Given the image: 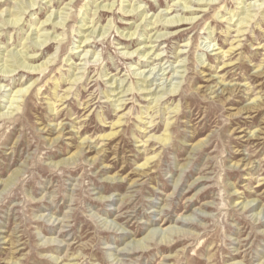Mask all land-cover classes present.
Returning a JSON list of instances; mask_svg holds the SVG:
<instances>
[{"label":"rangeland","instance_id":"1","mask_svg":"<svg viewBox=\"0 0 264 264\" xmlns=\"http://www.w3.org/2000/svg\"><path fill=\"white\" fill-rule=\"evenodd\" d=\"M25 1L0 0V67L18 50L49 63L0 71V264H264V0ZM173 15L194 19L139 57ZM94 24L111 28L80 45ZM43 30L58 37L35 46Z\"/></svg>","mask_w":264,"mask_h":264},{"label":"bare ground","instance_id":"2","mask_svg":"<svg viewBox=\"0 0 264 264\" xmlns=\"http://www.w3.org/2000/svg\"><path fill=\"white\" fill-rule=\"evenodd\" d=\"M25 1V0H24ZM194 2V3H196V5H198V6H203V5H207L208 6V4H210V2H212V1H214V0H184V2L183 3H188V2ZM35 1L34 0H28V1H25V2H21V4H22V6L21 7H24V8H30L33 4H35L34 3ZM209 2V3H208ZM250 4V3H249ZM19 6V5H18ZM30 6V7H29ZM248 6V5H247ZM250 6V5H249ZM255 6V4L253 3L252 4V7H254ZM259 6V5H258ZM20 7V6H19ZM98 8L97 9H102V10H100V11H114L115 9H116V7H117V5H115V3L114 2H112V3H104V4H102V5H98L97 6ZM129 9H126V10H123V9H121V12L123 13V14H125V13H127L128 15L127 16H129L130 15V13L134 10V7L132 6V5H129ZM187 7V5L185 6V8ZM18 8V7H17ZM183 8H184V6H183ZM19 9V8H18ZM120 9V8H119ZM136 9V8H135ZM25 10V9H24ZM204 10V9H203ZM202 10V11H203ZM19 11V10H18ZM12 12V11H8V18L6 19V21H5V23H7V25H15V24H17V22H19V20L21 19L20 17H19V15H21L22 13H23V10H22V13H21V9H20V13L19 12ZM135 11V10H134ZM193 14V13H192ZM248 14V13H247ZM60 17V15L58 14L57 15V17ZM250 15L248 14L246 17H240L241 19V21L240 22H237L236 23V25H243L244 23H246V22H249L250 21V18H252L253 16H250ZM50 17H51V13L47 16V18L46 19H44L41 23H42V27H41V29H39V31L40 30H42L47 24H45L48 20H50ZM55 17V16H54ZM160 19V18H159ZM162 19V18H161ZM194 18L192 17H184V16H179V15H173V16H170V17H163V20H157V19H155L154 21H153V24H156V23H158L159 21H164V24H162V28L161 29H168V30H170V31H163V32H158V33H155V34H153L150 38H149V40L148 39H146V45H144L142 48H140V47H137L136 49H134V51H138L137 52V55L139 54V57H146V56H148L149 54H151L150 52L152 51V49L153 48H155V49H157V47H158V45H152V46H150L149 44L150 43H152V42H157V41H159L158 39L160 38H162V37H164V36H167L168 34H170L171 33V30H173V29H175V28H177V26H181L183 23H185L186 21H192ZM238 19V18H237ZM236 19V20H237ZM87 20V19H86ZM229 20H232V16L231 17H229ZM245 20V21H244ZM2 22V21H1ZM53 22V21H52ZM4 23V22H3ZM44 23V24H43ZM54 23H56V21L54 22ZM61 23V22H60ZM59 23V24H60ZM161 23V22H160ZM49 24V23H48ZM57 24V23H56ZM157 25V24H156ZM47 26H54L52 23H50L49 25H47ZM83 26H85V25H83ZM161 26V24L160 25H158V27H160ZM240 26V27H241ZM91 27V28H90ZM87 26L86 28H84V31L85 32H87V33H84V36L82 35V39L80 40V42L79 43H81L80 45H83L84 47H86V46H88V45H90L91 44V42H88L89 41V38L90 37H97V36H99V34L101 35V34H103L108 28H111V25L110 24H107V26H99L98 28H96V24H94V25H92V26ZM106 27H107V29H106ZM36 30V29H35ZM136 30H137V26L135 27V29L133 30V31H131V32H126V33H123V31H120L119 32V36H122V37H124V38H127V37H129V39H133V36L135 35V33H136ZM238 30V29H237ZM38 31V30H37ZM38 31V32H39ZM177 31V30H176ZM116 32H117V30H116ZM105 34V33H104ZM240 34V33H239ZM44 37V38H43ZM56 37H58V36H55L54 35V37H52V35H49V32L47 33V32H44V30L42 31V33L41 34H37V36L34 38L35 39V43L33 42V44H35V46L37 45V46H41V45H44V44H46V41L47 40H50L51 38H52V40H53V38H55L56 39ZM28 38V37H27ZM41 38V39H40ZM153 38V39H152ZM161 41V40H160ZM91 46V45H90ZM26 46H24L23 45V48H25ZM49 47H50V45H45V48L44 49H49ZM77 47H79V46H77ZM232 48V47H231ZM140 49V50H139ZM26 50H28V47H26ZM80 51H84V53L82 54L83 56L87 53V51L88 50H80ZM134 51H131V52H128V51H126V52H123V55L124 56H126L127 57V59H132V57H131V55H132V53H134ZM227 51V50H226ZM8 52V51H7ZM23 53L25 52V51H22ZM77 52V51H76ZM89 52V51H88ZM139 52H141V53H139ZM156 51H152V54L151 55H154V60H158V59H162L164 56H160V53H159V51H158V53H155ZM9 53V52H8ZM23 53H21L20 52V50H18V51H15V53L13 54L16 58H14L13 60H6V61H4V63L2 64V66L0 67V71L1 72H3V73H12L15 69H19V68H22V69H25V71L28 73V75H33V74H39V72L40 71H45L46 70V68L48 67V64L47 63H49V61L47 60V61H45V62H42V63H40V64H37V65H35V64H33V62H35V61H37L38 60V57L37 56H35V55H27V53L26 54H23ZM75 53V52H74ZM221 53V52H220ZM223 53V52H222ZM21 55H22V57H21ZM223 56V55H222ZM135 57V56H134ZM149 57H151V56H148V59H149ZM178 57V56H177ZM82 59V58H81ZM144 59V58H143ZM27 60V61H26ZM153 60V61H154ZM145 61H146V59H145ZM179 61V60H178ZM175 71V70H174ZM42 73H44V72H42ZM43 75V74H42ZM1 78H2V76H1V74H0V80H1ZM31 78V77H30ZM44 78H46V76L44 77ZM78 80V77H74L73 78V82H75V81H77ZM27 81V80H26ZM58 81L55 83V85H58ZM28 85V84H27ZM117 86V85H116ZM1 87V86H0ZM29 87H31V86H24V87H19L18 89H15L14 90V92L13 93H15L14 95H11L12 97L10 98V102H11V105H8L9 107L8 108H11L12 107V109L13 110H15V109H18V108H16L15 107V105H13V101L15 102L17 99H14V97H17V96H25L26 95V93H28V89H29ZM54 88V87H53ZM69 90V89H68ZM132 90V89H131ZM169 90V92L171 93L172 91H173V89H168ZM128 91V90H127ZM147 93V92H146ZM173 93V92H172ZM164 94V93H163ZM53 95V94H52ZM56 96V95H55ZM54 97V96H53ZM65 97V96H64ZM161 98V95H159V96H156V98H154V101H152L151 103H153V102H155V105H153V106H157V102H158V100ZM63 99V96H60L59 97V100H62ZM18 101V100H17ZM118 102H121V101H118ZM9 103V102H8ZM16 103V102H15ZM19 103V102H18ZM53 104V103H52ZM154 104V103H153ZM117 105V104H116ZM119 106V105H118ZM20 109V108H19ZM52 109V108H51ZM176 109V107H174L173 108V110H175ZM12 110V111H13ZM12 111H10V112H8V111H6V113L5 114H7V113H11ZM1 114H3L4 115V113H0V117H1ZM191 115H194L193 113L191 114ZM7 118V117H6ZM120 118H117V121H115L116 123H119L120 121ZM171 127H168V125H167V127H166V129L165 130H169ZM166 133V132H165ZM59 134H61V131H59ZM115 134V132H113V131H110L109 133H107V134H105L103 137L106 139V138H110L111 136H113ZM159 136V135H158ZM100 137V136H99ZM156 138V140H158L160 143H162L163 145H165V144H167V142L169 141V136H168V134H164L163 136H159V137H155ZM57 139H59V136L57 137ZM81 144H83V143H81ZM97 145V144H96ZM87 147H88V145H87ZM80 152H82V150H80ZM148 161H149V159H146L145 160V162L143 163V166L144 165H146L147 163H148ZM253 202H250V201H247V202H244V203H242V201L241 202H239V204H241V208L242 209H247L248 211H252L253 209H255V206H256V204H252ZM238 204V205H239ZM163 218V217H162ZM189 217H184L183 219H179V220H177V222L178 223H182V225L183 224H189L190 223V221H189ZM162 228V227H161ZM159 229L160 230V233H161V236L162 237H160L161 239H159V242H165V241H168V242H170L171 240H170V237L171 236H175V234H177L178 232H181L182 230L180 229V228H178V227H175V226H169V227H166V228H164V229ZM153 230H155V229H153ZM153 230L150 232V233H154L153 232ZM156 231L157 230H155V233H156ZM184 232V231H183ZM159 234V233H158ZM150 235H152V234H149V235H147V236H145L144 238H143V240L145 241V242H148L149 240H150V238L152 237V236H150ZM158 237V236H157ZM156 238V237H155ZM54 241V240H53ZM137 247H141L142 249H147V245L146 244H143V242H141V241H139V240H137V241H133L132 242V244L130 245V248L128 249V250H135V248H137ZM124 249H126V248H124ZM126 251V250H125ZM124 253H128V252H124ZM56 261L58 260V258L57 257H55L54 258ZM74 260H77V258H73ZM62 262V261H61ZM16 263V260L14 261V264ZM63 264H74V263H71V262H69V263H63ZM233 264H240L239 262H234Z\"/></svg>","mask_w":264,"mask_h":264}]
</instances>
